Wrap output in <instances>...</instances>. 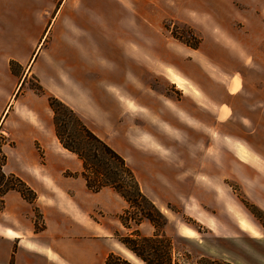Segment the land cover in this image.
<instances>
[{
    "label": "crops",
    "instance_id": "1",
    "mask_svg": "<svg viewBox=\"0 0 264 264\" xmlns=\"http://www.w3.org/2000/svg\"><path fill=\"white\" fill-rule=\"evenodd\" d=\"M174 1L182 4L184 0ZM171 2L0 0V133L15 121L19 85L34 74L47 90L76 111L85 107L83 104L101 110L108 123L128 135L143 179L155 178L162 184L171 180L176 185L183 172L192 181L206 173L210 199L201 202L228 211L220 192L225 187L216 181L232 178L264 209V63L254 57L247 41L232 40L227 33H222L226 37L217 43L216 56L203 45V58L198 53L183 59L173 49H169L168 58L164 57L166 46L156 36L160 38L163 5ZM12 62L24 67L20 78L18 64L12 68ZM168 69L190 85L184 94L185 107L172 96L146 89L150 77H165L177 84ZM194 87L200 94L193 91ZM22 105L27 111L20 122L25 131V153L22 159H10L5 147L18 143L7 140L2 146L7 157L4 171L23 179L37 199L30 203L17 190L4 195L0 264H105L111 253L127 249L114 236L123 227L118 215L127 203L112 188L92 192L81 176H65L59 161L35 165L31 155L34 125L28 113L41 120L46 112L30 103ZM131 106L141 122H128L134 114ZM239 146L250 157H245ZM166 155L172 161H167ZM193 159L203 160V174L198 171L200 167L190 164ZM222 159H230L228 170L223 169ZM81 169L80 160L71 167L73 172ZM97 210L102 212L98 219ZM194 212L208 229L221 232V242L234 244L232 249L240 258L237 263L263 264L264 243L243 229L240 219L233 220L234 236L253 243L260 260L243 250L242 243L226 239L229 235L223 228L227 219L215 220L199 210ZM143 224L155 232L150 222Z\"/></svg>",
    "mask_w": 264,
    "mask_h": 264
},
{
    "label": "rangeland",
    "instance_id": "2",
    "mask_svg": "<svg viewBox=\"0 0 264 264\" xmlns=\"http://www.w3.org/2000/svg\"><path fill=\"white\" fill-rule=\"evenodd\" d=\"M161 16L160 38L156 36V39L162 43V46H166V53L173 49L177 50L179 57H183V59L190 58L192 55H197L198 53V57L203 58L200 56V54H202L200 49L204 45L211 54L215 53L216 56L218 41H222V39L227 36V38L235 41L236 39L247 41L248 45L252 47V50H249L254 51V57L261 63H264V0H184L182 4L175 3L173 0V2L168 5H163ZM222 33H227L228 35L225 34L226 36H223ZM237 44V46H239V42H237ZM230 45L233 48L237 47L235 45L233 46V43H230ZM239 49L241 48L239 47ZM166 53H163V55L168 58L169 53ZM252 60L253 59L250 58L249 62L251 63ZM184 61L181 63H184ZM164 62L165 61H162L160 63L163 64ZM158 68H160L159 65L157 66V69ZM100 69L102 68H99V70ZM23 71V66L17 67L19 78ZM168 75L173 81H176L177 84L170 83L165 77H150L146 79V89H154L166 96H172L185 107L184 94L189 91L188 86L190 85L183 82L172 70L168 69ZM235 81L237 82L238 78ZM41 88L45 93H40ZM193 91L196 94H200L201 92L195 87ZM49 94L53 95L54 93L43 86L38 76L32 74L23 79L15 95L16 112L13 114L15 121L11 123L10 128H4V132H2L7 140H15L18 144L15 143L14 146L13 143L7 145L5 147V152L10 156V159H22L25 153L23 149L25 145L23 140L25 131L21 126L22 124L20 125V122L22 123V118L24 120V116L27 115V111L24 109L22 103H30L37 109L43 108L46 112L45 117L41 120H38L35 113H28L34 125L31 155L33 159H35V165L37 163H46L48 160L59 161L61 162L60 171H63L65 176L71 177L73 175L72 173L81 172H73V169L71 170V167L74 166V162H78L80 159L76 154L65 149L54 134L55 126L52 120L53 112L50 107L48 108ZM54 96L56 95L54 94ZM82 106L87 108L77 107L76 111L73 107H69L81 116L83 122L93 132L126 158L127 162L135 170V174L141 182L140 184H142L143 191L167 216L168 224L164 231L172 238L173 247L176 253H178L176 255L181 263L196 264L200 257H209L217 260L220 264H239L235 261L240 258H237V253L232 249L234 244L232 243L231 246H229L230 243L221 242V237L218 235V233L220 234L221 232L218 230L213 232L204 226L194 212L197 210L201 213L209 214L215 220L219 218L223 220L227 219V226L223 228V231L229 235L226 239L228 241L242 243L243 250L246 249L248 253L251 252L252 256L254 255L255 258L259 259L258 256H256L257 249H254L253 243L249 240H244L243 237L239 238L234 236L233 220L235 219L237 221V219H240L242 228L257 237V242L264 243V209L253 202L234 179L226 178L216 181L218 184L221 183V185L225 187L224 189L221 188L220 192L222 193L221 199H224L229 207L228 211L224 210V208L207 207L206 204L201 202V199L205 201H209L210 199V188L207 186L208 180L206 173L197 180L192 181L189 180V176L183 172L179 175L176 185H173V181L171 180H164L162 184L161 181L155 178L143 179V176L138 172L141 166L140 161L134 153L135 149L128 135L124 136L119 128L108 123L101 110L96 108L91 109L86 104ZM131 109H133L134 114L131 115L132 118L128 122L132 123L135 119L140 121L137 110L133 106H131ZM224 110L226 111L225 108H223V111ZM60 113L62 116L65 115L63 118L69 123V125L66 124V127L72 130L73 123H75L74 116L70 115L67 111L64 112L60 110ZM216 136L217 135H215V137ZM239 151H241L245 157H250L249 152L245 148L239 146ZM165 157L167 161H172L170 155H166ZM222 160L225 167H223V169L228 170L230 159ZM201 161L203 162L202 159H193L190 161V164L195 168L200 167L198 171L203 174L200 164ZM209 170L213 171V168L209 167ZM75 176L76 175H73L72 177ZM78 176L80 175H77V177ZM196 193L200 200H198L199 202L194 199ZM105 199H107V202L110 201L109 195H106ZM243 201L247 204H244ZM185 205L187 206L186 208ZM127 206L128 205H126L123 211ZM101 213L102 212L95 213V218H101ZM38 220H36L37 225ZM199 226H201V228H199ZM198 228L200 231H198ZM139 229L144 235H152L149 224L140 225ZM196 231L199 233H196ZM129 233L130 231L128 229L121 226L119 230L117 229L115 231L114 236L117 241L121 242L120 238L129 235ZM181 233L186 235V237L182 236ZM114 254L129 259L134 264H145L141 259L125 248H123L121 252Z\"/></svg>",
    "mask_w": 264,
    "mask_h": 264
},
{
    "label": "trees",
    "instance_id": "3",
    "mask_svg": "<svg viewBox=\"0 0 264 264\" xmlns=\"http://www.w3.org/2000/svg\"><path fill=\"white\" fill-rule=\"evenodd\" d=\"M15 63L12 62V68ZM41 92L45 93L42 88ZM48 101L54 114L53 122L58 140L65 149L76 154L82 162L81 172L72 174L80 175L92 192H99L109 187L127 203V208L118 217L130 233L120 238L121 243L145 264H183L176 255L178 253L173 247L172 238L164 231L168 224L167 216L143 191L134 169L126 158L93 132L83 122L81 116L61 99L49 94ZM60 110L74 116L75 123L71 125L72 130L66 127L69 123L64 120L65 115L62 116ZM5 143L7 139L0 133V207L3 204L4 195L9 190H17L25 200L34 204L37 199L34 189L16 174H7L4 171L7 157L2 146ZM243 203L247 204L244 201ZM35 218L36 220L39 218L36 207ZM143 221H148L154 226L155 232L151 236L140 232L139 226ZM199 228L198 231H200ZM37 229H39L38 225ZM105 264L134 263L118 254L111 253ZM196 264H220V262L209 257H200Z\"/></svg>",
    "mask_w": 264,
    "mask_h": 264
}]
</instances>
